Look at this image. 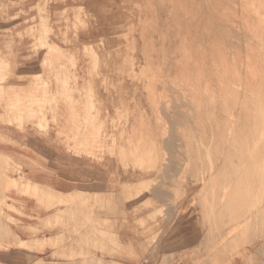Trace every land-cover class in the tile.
Returning <instances> with one entry per match:
<instances>
[{"label":"bare ground","instance_id":"obj_1","mask_svg":"<svg viewBox=\"0 0 264 264\" xmlns=\"http://www.w3.org/2000/svg\"><path fill=\"white\" fill-rule=\"evenodd\" d=\"M49 1L51 2L52 0ZM33 2L34 0H28L26 5L33 4ZM124 2L125 0H115L113 1V6L117 4L122 5ZM46 3L48 4V2ZM83 4L79 3L76 6L71 5V7L82 12L85 9ZM139 4L143 9L139 10L137 25L134 23L135 21L129 22L131 18L127 21L129 22L128 25L127 22H124L126 23V27H124L125 25H120L123 26V29H127V35L131 34L129 32L135 33V27H139L137 38L136 36H132L133 43L131 42L134 47L131 45V48L134 50L139 48V56L138 58L135 57L138 63L135 64L136 66L133 63L136 61V59H133L134 56H131L134 51L132 53L127 52L132 57L129 60L130 64L125 59L126 64L128 63L132 69L130 71L133 75L129 69L126 70V66L128 65L124 61L122 62V66L125 65L126 69H124V66H120L121 61L119 62V67L117 66L116 68L114 65V69L116 68V70L123 68V71H129L128 73L132 75L131 77L127 72V74L124 72L122 76L125 77V74L127 77L128 75L133 80L130 83L135 82L138 87L143 83L142 90H147V93H138L139 99L136 97L140 101L143 95H146L147 102L145 104L146 107L144 106L145 109L137 107L142 102L134 104L137 108H133L139 109L138 113L137 110L133 111L131 108L132 111L130 112L141 113L139 115L136 113L128 114L130 116L137 115L135 116L137 118L129 120L128 118L130 117L128 115L124 116L123 119H127L122 120L127 122L121 129H125L122 130V133L119 131L121 136L119 133H116L120 138L117 139L119 140V148L115 152L119 154V157L123 158H120V161H123L124 164L125 161L128 166H130V163L134 164L133 172L128 174L127 184H122L119 192L116 190L108 192L110 186L109 175H111L110 171L113 166V160L111 159L115 157L113 150L115 145L112 148L113 152L111 151L112 145L110 147L108 145L116 137L113 136L114 139L110 140L113 133L111 132V135L107 134L109 132L105 128L104 123H95V120H98L101 116L98 111H85V115V112L82 111L85 108L81 110L76 106H70L68 110L70 112L66 114L65 119H57V121L62 123L61 129L69 125L73 127L70 143H74L78 147H75L76 150H74V154L77 155L72 157L67 156V163L77 167L81 166V168L90 173L88 174L89 176L85 177L89 186L88 189H84L86 187L83 188L84 195L79 196L81 197L79 203L68 204L66 198H61L60 202H63L65 209H70L74 213L75 209L78 208L75 214L77 215L81 210H85L84 206H82L85 203L82 201L88 199L95 202L99 201L101 206V199L109 193L112 198H109L111 196H107V198L111 201L112 199L113 201L116 200V204L121 203L124 210L127 202L126 199V203L124 202L123 197L127 195L135 197V194L131 196L135 191L138 192H136V197H138L147 186V192L157 201L154 203H159L162 207L160 209L161 212H159L157 211L160 208L158 205L156 213L163 214L165 211V215L169 216L167 220L169 222L168 225L174 227L181 223L183 216L180 215L176 204L177 200L174 199V194L169 191V188L174 186L172 184L176 183V180L181 181L180 179L185 178V180L188 179L193 183L187 185V188H184L186 187L184 185L182 189L189 191V188H191L192 193H189V196H187V193L182 191L184 195L183 193L181 195V189L175 190L179 191L178 194L181 195V198L184 196L185 201L189 198L186 204L187 207L196 208L199 205V219L196 217V212H193L189 218L193 217V220H190L191 224L196 219V225L201 230V237L193 236L190 242H185L182 246L188 249L191 244L198 242V250L205 251V255L210 262H222L226 259L229 252L232 253L234 251L237 254L249 252L246 264H264V0H140ZM34 6L31 8H34ZM45 10L47 11L46 8ZM67 12L69 11L64 13L68 15L69 13ZM59 13L62 14V12ZM85 15L87 17V14ZM39 16L40 19L41 15ZM49 16L48 18H50ZM118 16L117 14V18ZM32 17L30 20L36 19L34 18L36 16ZM113 17L115 16L113 15ZM43 18L42 20L40 19V22L45 25L42 21L46 20L47 16ZM97 18L100 20L97 23L102 26V31L105 30L107 33L109 29L107 24L101 21L100 16ZM48 20L44 22L47 24ZM40 24H38L39 28ZM33 26L31 27L33 28ZM47 26L46 28L52 29L51 26L49 27V24ZM75 26L74 24L73 27L75 28ZM31 27L29 28L30 32H32ZM58 28L61 29L60 27ZM51 29L49 31H52ZM42 30L45 32L44 28ZM49 31L48 29L46 31L48 36ZM30 32L29 34L31 35ZM66 32L68 31L66 30ZM66 32L63 33L65 36L68 34ZM122 34L117 37L121 36L120 38H123L124 35L122 37ZM76 37L78 38V36ZM84 38L91 39L90 34H87ZM65 39L67 38L65 37ZM106 39L108 38L106 37ZM83 40L85 41L86 39ZM63 41L65 40L63 39ZM68 41L70 42V40ZM59 42L60 40L54 38L47 44L49 64H51V60L59 59L65 52L67 54L71 53L64 46H61ZM128 42L125 44V48L128 44L130 45V42ZM118 48L120 50V46ZM131 48L130 50H133ZM119 50L118 52L115 50L117 57L122 56ZM109 52L108 57L110 55ZM128 55H124L123 53V56ZM64 56L67 58L66 54ZM69 57L68 59L71 62V58L74 56ZM62 60L65 61V59ZM62 60L60 58L59 62L61 65L64 62ZM71 63L70 65L74 62ZM59 65L58 63L57 66H54L57 68L56 84L54 87H48L45 90L49 102L54 104H60L65 99H77L75 93L78 89L70 88L71 79L76 71L71 72L70 69L63 67L64 65L62 68ZM74 66H76V63ZM134 67L136 68L134 69ZM121 72L122 70L117 73L121 74ZM126 77L124 80H126ZM0 80H2V77ZM3 81L5 82L3 83L5 84L4 86H7L8 79H4ZM119 82H122L119 84L123 86V81L119 80ZM90 84L92 86L89 85L88 87H93V84ZM120 88L122 87L120 86ZM138 90L139 88H136V91L134 90L136 94ZM88 91L91 92V89ZM134 91L131 92V95L134 94ZM91 93H89V96H92L94 92ZM94 96L95 94L92 98ZM0 97L3 99L6 96L0 95ZM15 97L17 99L20 98V94H16ZM132 98L134 97H131V102ZM78 99H80V96ZM133 101L134 103L136 102L135 100ZM3 104L6 105V101ZM90 104L91 107L97 105L95 102ZM38 105L42 108L44 106L43 103H39ZM15 106H18L17 110L4 112L5 114H9L1 118L0 121L21 122L24 120L26 113L37 112L36 109L30 106L24 109V102L21 101L16 102ZM121 107L124 106L122 105ZM127 109V107L124 109L125 114L129 111ZM117 110L121 111L118 107L116 108V112H118ZM146 112H150L151 118H149L150 116L147 118L149 113L146 114ZM81 113H83V116L79 117ZM13 114H15V117H13ZM120 114H123V111L119 114L117 113L118 119ZM16 116H20V118H16ZM106 118H108V114H106ZM122 120L120 119V121ZM118 124L120 125L119 121ZM121 125H124L123 122ZM103 127L106 129L104 136ZM114 128L112 129L111 126L113 131ZM116 131H114V135ZM12 132L9 125H0V133L11 136ZM103 137L106 140H103ZM111 143L115 144L117 142L113 141ZM104 147H107L106 150H104ZM1 149L5 150V148L0 147V153H5ZM44 152L46 154V151ZM86 154L89 155V158L85 157ZM97 155H100L99 159L93 158ZM128 161L131 162L129 163ZM2 179L3 177L0 176V182ZM67 186L72 185L69 184ZM118 187L120 188V186ZM137 187L140 189L142 187V190L139 189L140 193ZM85 190L95 193L89 195ZM42 192L45 198L57 197L49 184L42 188ZM131 199L130 201H132ZM87 203L88 201H86L85 207ZM89 206L91 207L92 204ZM89 206L86 207V214L91 216V218L89 217L90 221L88 220V215L84 214L85 211L80 212V214L86 216L85 221L87 218V221L92 222L95 226H99L101 222L107 225V221L104 222L96 214H92L94 211L92 208L94 207L90 208ZM115 206L113 207L115 208ZM87 209H90V214L87 212ZM80 214L79 216H81ZM49 217L46 218H48L47 220L50 223L61 219L59 214L55 212ZM73 217V221L71 218L69 220L76 224H70L71 226L69 227H73V229L72 231L71 229L67 230L69 232H73L74 226L79 225V223L80 225L76 226L75 229L78 227L86 229L87 224H90V226L92 224L86 221L85 227L83 224L85 222L81 221L82 223H78L81 219L78 215ZM77 217L79 220L77 221L76 219L74 221ZM166 219L164 222H167ZM143 221L145 220L143 219ZM64 223H67V221ZM67 225L69 224L67 223ZM82 225L83 227H81ZM90 226L87 228V230L89 229L92 232L90 236H87L89 235V231L87 233H85L86 231H82L84 235L81 234L82 232L75 233L78 244L80 240L84 244V242H93L91 239L95 242L108 237V227L98 230L95 229V226H91L94 228L92 231ZM54 228L50 227L45 231H50ZM134 231L136 230L133 229ZM69 234L71 235L72 233H68L66 236L68 237ZM62 235L61 237L54 236L55 238H34L27 245L37 243L38 246H52L59 243V240L62 241L64 239L65 232L63 237ZM89 238H91V241H87ZM123 240L125 241V238ZM123 242H121L122 245ZM79 245L80 247L82 246L81 243ZM208 245L213 246L208 248ZM74 249H78V246L77 248L74 247ZM76 251L72 252L73 255L70 252L71 255L69 254V256L71 257L69 258H74L79 254L82 257H85L86 254L89 256L85 252L87 250L82 249L80 253ZM64 253L61 254L65 257L69 252ZM193 254V257H195L197 250ZM53 255L56 254L53 253ZM191 256L189 255L188 257Z\"/></svg>","mask_w":264,"mask_h":264},{"label":"rangeland","instance_id":"obj_2","mask_svg":"<svg viewBox=\"0 0 264 264\" xmlns=\"http://www.w3.org/2000/svg\"><path fill=\"white\" fill-rule=\"evenodd\" d=\"M27 1L28 0H0V21H2V23L4 22V24L0 25V79L2 77V80H0V95L6 96L3 99L2 97H0V119L4 118L6 115L9 114V113L5 114L4 112H13L17 110L18 106L15 105L16 102L18 101L24 102V109L30 106L36 109L37 112L26 113V115L24 116V120L21 122L0 121V125L1 124L9 125L10 128L14 130V133L15 132L21 133L24 131L25 139H27L28 137L29 138L32 137V139L35 140L34 138L36 137V139H41L44 145L49 147L50 151H52L51 148H53L54 151H56L55 153L62 154L63 156L67 155L69 157H72L77 155L74 154V150L78 148L74 145V143H70V141L72 140L73 127L72 125H69L68 127L61 129L62 123L60 121H57V119H65L66 114L70 112L68 111L69 107L76 106L81 110L82 108H85V110H82L84 112L98 111L100 113L101 116L98 120H95V123L97 124L104 123L106 126L105 128L109 132L107 134H110L111 132L113 133V134L111 133L112 135L110 134L112 138L111 137L109 138H111L110 140H112L114 139L113 136L116 137L115 140L113 141L114 142L116 141L117 143L114 144L111 143L113 142L111 141L109 143L110 145L108 146L110 147L112 145L111 147V151H112L113 145H115L114 146L115 148L113 150L114 152L118 151L116 150L119 148L118 147L119 140L117 139L120 138L121 133L123 132L122 130L125 129V128L121 129V127H124L127 122V121L125 122L123 121L127 119V118L123 119L124 116L126 117V115L128 114L131 115L136 113V112L135 113L130 112L132 110L133 111L137 110L134 109L136 107L134 106V104L138 102L139 103L142 102V104L138 103L139 106L137 105L139 109H142L144 108L147 102L146 101L147 98L145 94L140 99V101L138 100L140 97L138 93L139 92L147 93V90L146 91H144V89L142 90L144 86L142 85L143 83H141L140 87H138L135 82L134 83L131 82L132 84L130 83V81H133L130 78L133 75V73L130 71L132 69L128 65L131 56L132 57L134 56L133 57L134 60L139 56V52H138L139 48H136L137 50H134L133 49L134 47L131 44V42L133 43L132 36H136V38L138 36L139 27L138 28L135 27L136 29V31H134L135 33L128 31L129 33H131L130 35H127L126 28L125 29L122 28L124 25H125L124 27H126V23L124 22H127L128 19L130 18L131 20H129V22L135 21L134 23L135 24L137 23V17H139V10L143 9V7H141L139 4L140 0H125V2L122 5L117 4L115 6H113V1L115 0H86V1L52 0L51 2L49 0L47 1L34 0L33 4L26 5ZM46 2H48V4ZM134 2L136 3L133 4ZM44 3H46L47 6H45L46 4ZM79 3L82 4L84 3L83 6L85 7V9L82 10V12L71 7V5L76 6V4ZM132 4L134 5L135 8L133 7ZM136 4L138 5V7ZM118 5L119 7H117ZM32 6H34V8H31ZM44 6L47 9V11L45 10ZM58 11L62 12V14L59 13ZM66 11H69L67 12L69 13L68 15L64 13ZM58 13L61 15L59 16ZM85 14H87V17ZM117 14L119 15L118 18H117ZM39 15H41L40 18L41 20L44 19L43 17L47 16V19H49L50 21L48 20L46 24V22H44L47 20L46 19L42 21L43 23H45V25L42 24L40 22ZM96 15L97 17L98 16L101 17V21H103L104 24L105 23L107 24V27L109 28L107 33L105 30L102 31L103 30L102 26L99 23H97L100 20L96 17ZM113 15L115 17H113ZM32 16L33 17L36 16L34 17L36 19L30 20ZM48 16L50 18H48ZM56 20L58 21V23ZM129 22H127V25ZM37 23L38 24L41 23L40 28ZM33 24L35 25L33 26ZM48 24L49 27L50 26L52 27V29L46 28ZM74 24L76 25L75 28L73 27ZM121 24L123 26H120ZM29 26L30 27L33 26V28L31 27L32 32L29 31L30 28ZM41 26L42 29L44 28L45 32L47 31V29L48 31L51 29L53 33L52 31H49L48 32L49 36H48L47 32L46 34L45 32H43ZM58 27H60L61 29H59ZM66 30L68 32H66ZM28 31L31 33V35L29 34ZM64 31L68 33L66 34V36L63 34L65 33ZM87 34H90L91 39L84 38ZM121 34L122 37L123 35L124 37L120 38L121 37L120 36L118 38L117 36ZM76 36H78V38ZM65 37L67 39H65ZM106 37L108 39H106ZM54 38L56 40H60L59 42L60 45L64 46L69 52H71L75 58L72 56L71 53L69 54L73 58L69 57L70 55L65 52L64 55L65 54L66 56L69 55L67 56V58L64 55L60 54L63 57L60 56L59 59L57 58L58 60L57 59L51 60L50 61L51 64H49L47 44L51 39ZM63 39L66 41V43H64L65 41H63ZM83 39L86 40L84 41ZM68 40H70V42ZM126 40L128 41L130 40L129 41L130 45L128 44V46L131 48L132 45L133 48L131 49L133 50H130L128 46H126L125 48V44H127L128 42ZM119 46H120V50L118 48ZM115 50L117 52L118 50L121 51L122 56L120 55V57H117V54H115L116 53ZM108 51H110L109 54L111 55V56L109 55V57H108ZM111 51L113 52L111 53ZM132 51H134V53H132ZM127 52H131L133 55L130 56L128 55L129 53ZM123 53L124 55H128L129 57L123 56ZM68 57L71 58L72 63L74 62L73 64L70 62V59H68ZM60 58L61 60L65 59V61L62 60L64 61L63 62L64 66L61 65V63L59 62ZM52 61L55 63H53ZM113 61H115L114 62L115 64L113 63ZM123 61L125 64L126 62H128L126 64L128 65L126 66L127 69L125 65L123 66L124 69L126 70L129 69L132 75L128 73L129 71L128 72L126 70L123 71L124 70L123 68H118V70H116L117 66L119 67V62L121 63L120 66L123 67L122 66ZM56 62L60 64L59 67L61 68L63 66L70 69L71 72L76 71L71 79L72 81L70 82V88L78 89V91L76 90L75 93L77 99H65L60 104H54L49 102L45 90L48 87H54V85L56 84L57 68L54 67L57 66L58 64ZM70 63L72 65H70ZM75 63L76 66H74ZM133 63L135 65L136 63H138V60L136 59V61H134ZM133 63L131 62V64ZM114 65L116 67L115 69H114ZM135 68L136 67H134V69ZM119 69L122 70L121 74L117 73L120 72ZM2 72L4 73L5 76L2 75L3 74ZM124 72L125 73L127 72L130 76L128 77L127 75L126 77V75L124 74L126 80H124L125 77L122 76ZM6 75L8 76L6 77ZM4 79H8L9 81L6 84L7 86H4L5 84H3L5 83L3 81ZM118 79L123 81V86L122 84H119L122 82H119ZM90 83L93 84V87L91 88L88 87L89 85H91ZM120 86L122 88H120ZM88 88L91 89V92H94L93 95L95 94L94 96L95 98L94 97L92 98L93 95L89 96V93L91 92L88 91L90 90ZM136 88H139L137 94L135 92ZM133 91L134 94L132 93L133 95H131V92ZM16 94H20V98L17 99L15 97ZM79 96L80 99H78ZM131 97H134L132 99L136 101L135 103L133 100L131 102ZM136 97H138V99ZM4 101H6V105L3 104ZM93 102H95V104L97 103V105L91 107L90 103ZM39 103L44 104L43 108L38 105ZM122 105L125 108L127 107L129 109V111H127L128 109L125 110L127 111V114H125L126 112H124L125 108L121 107ZM117 107L118 109L123 111V114L119 115V119L117 113L119 114L121 111L119 112L117 110L118 112H116ZM105 113L108 114V118L106 119H105L106 117ZM147 113H149V115L147 116L148 118L150 116V112H146V114ZM13 115H14L13 117H15V114ZM121 115L123 116L120 118ZM130 115H128V117H130L128 118V120L132 118H137L135 117L137 115L135 116H130ZM82 116L83 113H81L79 117ZM17 117L20 118V116H16V118ZM149 118H151V116ZM120 119L123 120L120 121ZM113 121L114 122L116 121L117 124L116 122L114 124ZM118 121L120 122V125L118 124ZM122 122L124 125H121ZM111 126L112 129L117 126L116 127L117 129L114 128V131L117 130L115 132V135H114V131L111 129ZM105 128L103 127V136L106 133ZM116 133H119L120 136ZM103 140L106 139H104L103 137ZM10 144L17 145L18 143H16V141L13 140L12 136H9L8 134L0 133V147L6 148L7 147L6 145H10ZM107 147H104V150H106ZM50 154L54 155V152H51ZM99 156L100 155H97L93 158L99 159L100 158ZM114 156L115 157L111 159L113 160L112 169L114 168V170L112 171L111 169L110 171L111 172L110 173L111 175H109L110 186L108 188V192H112V190L113 191L116 190L119 192V190L122 188V184H127L128 181L127 176L129 173L133 172V168H134V164L130 163L131 161L130 162L128 161L130 163V164L128 163L130 166L127 165L126 161L125 164L123 161L121 162L120 160L123 158L119 157V154H116V152ZM85 157L89 158V155L86 154ZM65 158L67 159V157ZM117 160H119L121 163ZM70 166H73L75 171L73 170L72 172L70 171L64 172L65 174L64 178L66 180L61 181V184L59 185L60 190L50 185L51 190L57 195V197L45 198L42 192V188L47 186L48 184L42 185L37 183L36 181H33L27 175L26 166H24V170H23L22 166L19 164L16 158H13L10 154L0 153V176L3 177L2 181L0 182V264H246L248 262L247 254L249 252H244L242 254H237L234 251L232 253L229 252L228 256L224 261L210 262L205 255V251L198 250V245H199L198 242H194V244H191L188 249L182 246L184 245L185 242H190L193 236L201 237V230L198 229L196 225V219H194L195 220L194 223L191 224L190 220H193L192 219L193 217L191 219L189 218L193 214V212H196V217L197 219H199V215H198L199 205L196 208L187 207L186 204L189 201V198H187V201H185L186 199L184 198V196L183 198H181L183 192L187 193V196H189L188 195L189 193H192L191 188H189V191H187V189L184 190L182 189L184 185L186 186L184 188H187V185L193 183L190 180L186 179L188 181L187 182L185 178L180 179L181 181L176 180L175 181L176 183L172 184L174 186L169 188V191L174 194L173 196L174 199L177 200L176 204H177V208L180 211V215L183 216L181 223L174 227H170L168 225L169 222L167 220L169 216L165 215L166 214L165 211L164 212L162 211L163 214H159V212H161L160 209H162V207L160 206L159 203H154L156 199H154V197H151L152 195L150 196V194L147 192L146 190L147 186L146 189L144 188L146 192L145 190H143L141 192L142 193L141 195L138 194L139 195L138 197H136L137 196L136 194L138 193L137 191L131 194V196H134L133 194H135V197H130L129 195H127L128 197L127 196L123 197L124 202L125 199L127 202V203L125 202L126 207L124 210H123V205L121 203L116 204V200L113 201L112 199L113 201L112 202L109 199L112 198L111 194L109 193L107 196L108 197L111 196V197L107 198V196L104 195L105 197H103L100 201L101 206L99 204V201L97 200H96L97 202H95L91 199L88 200L84 199L88 201L87 206L92 204L91 207H94L92 208L94 210L92 214H96V216H98L100 220L104 222L107 221L106 222L107 225L101 222L99 226L96 225L97 228L92 222H88L86 218L87 223H92L91 226L93 227L95 226V229L98 230L100 229L103 230V228L105 229L108 227L107 228L108 237L105 238L104 240L101 241L99 240L95 242L93 239L89 238V240L87 241L92 240L93 242L91 243L84 242V244L80 242L81 241L80 240L79 244L80 243L81 245L83 244L81 246L83 248H81L80 245L77 243L78 240H76L75 238L76 235L75 233L78 232L81 233L82 231L83 232L86 231L85 233H87L89 231V235L87 234L86 235L90 236L92 234L91 230L89 229L87 230L90 224H87L85 221V217L88 215L86 214V207H87V206L85 207L86 201H82L85 203V205L81 204L85 208V210H81V211L82 212L85 211L84 214L86 216L80 214L81 211L78 212L77 214L79 218L84 220L81 219L79 220V218L77 217L74 219V221L77 219V221L79 220L78 223L81 221L85 222L83 224L84 226L85 224H87L86 225L87 228L85 229L78 227L77 228L78 231H77V229L75 228L76 226H79L80 223L79 225H75V226L73 225L75 227L73 233L67 231L70 229L72 231L73 229V227L72 228L69 227L71 226L70 224L72 223L70 222L71 220L69 219L71 218L73 221L74 218L73 216L75 217L77 216L75 214L77 213L76 210L78 211V208L75 209V213L70 209L67 210L64 208L63 202H60V199L66 198V202L68 204L79 203L81 201V197L79 196L84 195V192L82 191L83 188L86 187L84 189H88L89 184H87V179H85V177L89 176L88 174L90 173H88L84 168H79L78 169L79 173H78L76 172L77 171L76 169L78 168L77 166L74 165H70ZM69 184L72 186H67ZM118 186H120V188ZM137 188L139 191L140 188L139 187ZM178 188L179 190L181 189V195L178 194L179 191L178 192L176 191ZM140 190H142V187ZM10 192H14L18 196H24V202L12 198V196L9 195ZM85 192L89 195L95 193L93 191H88V190H85ZM176 192L177 194H175ZM107 199L109 202L106 201ZM130 199L132 201H130ZM93 202L96 204L95 206ZM115 205L117 206V208ZM158 205L160 206L159 209H158L159 207ZM113 206H115L116 209ZM89 210L90 209H87L88 213ZM156 210L159 212L156 213ZM53 212L59 214L62 220L61 219L54 220L57 221L55 223L54 221L53 223L48 222L47 219L50 218L49 216L52 215ZM79 214L81 216H79ZM89 217L91 218V216L88 215V220L90 219ZM143 219L145 221H143ZM165 219L168 223L164 222ZM68 220L70 223L68 222ZM63 221L64 222L67 221L69 225H67V223H64ZM123 221H124V225H123ZM74 223L75 222H73L72 224ZM50 227H55V228L50 231H45ZM81 227H83V225ZM93 227L90 228L92 229V231L94 229ZM133 229H135L136 231L133 232ZM64 232L66 238L63 237ZM83 232L81 234H83ZM68 233H72V234L71 235L69 234V236L67 237L66 234ZM61 235L64 239L63 238L60 239H63L64 241L59 240V243L54 244L52 246L43 247L40 245L38 246L37 243H32V245L29 246L27 245V243L30 240L33 241L34 238L41 239L45 237H54V236L61 237ZM123 238H125V241L123 240L124 242L122 241ZM121 242H123V245L121 244ZM76 245L78 246L79 250L74 249V247L77 248ZM212 246L213 245H208L207 247L209 248ZM3 247L5 248L3 249ZM82 249L87 251L89 250L91 253L89 251L88 252L85 251L86 253L89 254V256L86 254L85 256L86 258H85L84 256L82 257V255L79 256L80 255L79 254L74 258L73 257L69 258L71 257L69 256L70 252L74 253V251L77 250L76 252L80 253ZM193 250L194 251L197 250V255L195 257H193L194 255ZM64 252L66 253L69 252L67 253L68 258L67 256L64 257V255H62ZM53 253L56 255H53ZM59 253L60 254L62 253L61 254L62 256ZM189 255L192 256L188 257Z\"/></svg>","mask_w":264,"mask_h":264},{"label":"crops","instance_id":"obj_3","mask_svg":"<svg viewBox=\"0 0 264 264\" xmlns=\"http://www.w3.org/2000/svg\"><path fill=\"white\" fill-rule=\"evenodd\" d=\"M2 24H4V22L2 23V21H0V25ZM10 131H13L11 136L18 144L6 145L7 147L5 150L1 149V151L16 158L23 170L24 166H26L27 175L33 181L42 185L49 184L59 189L61 181L66 180L64 178V172L75 171L74 167L67 163V159L65 158L67 155L63 156L62 154L55 153L56 151H54L53 148H51L52 151H50L49 147L45 146L43 141H41V139H36V137L34 138L35 140H33L32 137L25 139L24 131L21 133H14L12 128H10ZM51 152H54V155H51ZM79 168H81V166L76 169V172L79 171ZM9 195H11L12 198L24 202V196H18L14 192H10Z\"/></svg>","mask_w":264,"mask_h":264}]
</instances>
